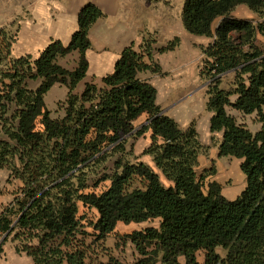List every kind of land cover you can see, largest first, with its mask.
Listing matches in <instances>:
<instances>
[{
  "label": "trees",
  "instance_id": "trees-1",
  "mask_svg": "<svg viewBox=\"0 0 264 264\" xmlns=\"http://www.w3.org/2000/svg\"><path fill=\"white\" fill-rule=\"evenodd\" d=\"M240 6L256 18L233 17ZM105 17L87 3L70 43L55 40L37 58L14 57L18 34L0 30V172L8 170L22 184L20 195L0 212L1 246L13 237L17 253L33 264H126L112 256L94 259L95 244L114 235L119 224L159 220V228L123 238L139 255L135 264H264V0H186L182 15L188 33L212 39L203 49L201 77L209 83L210 132L222 135L219 157L242 161L246 187L234 200L219 183L206 184L215 171L199 175L203 145L196 124L184 130L162 114L158 90L141 77L163 75L155 56L175 51L180 38L163 47L147 37L133 42L101 85L86 83L77 93L90 71V31ZM74 53V70L60 64ZM232 75V88L222 89ZM30 82L39 84L31 89ZM57 85L68 96L63 115L55 118L47 96ZM228 109L256 115L260 131L238 124ZM148 132L151 145L144 154L156 170L126 158L133 152L129 140ZM97 177L96 186H110L90 192ZM81 205L98 214L91 243Z\"/></svg>",
  "mask_w": 264,
  "mask_h": 264
},
{
  "label": "rangeland",
  "instance_id": "rangeland-1",
  "mask_svg": "<svg viewBox=\"0 0 264 264\" xmlns=\"http://www.w3.org/2000/svg\"><path fill=\"white\" fill-rule=\"evenodd\" d=\"M81 0H0V30H7L12 34H18L16 44L13 48V55L17 57L16 52L20 48V36H23L25 45L21 46L24 52H34L36 48L30 45L32 42L27 41L28 36H31L32 32L36 27L42 29V26L38 22L42 23V16H37L38 9L45 10V6L48 10L54 13H58L59 9L65 11H72L71 6ZM123 3H130L132 10L128 11L132 17H147L146 29H150L153 20L156 27L162 28L166 20H172L173 26L175 22L181 23L183 7L186 0H121ZM46 20L51 21L50 16L44 17ZM55 18V17H53ZM71 17L67 19L68 24L71 21ZM142 21V20H141ZM178 25V24H177ZM180 25V24H179ZM28 26L31 29L29 32ZM47 26V23L43 25V28ZM181 28V26H179ZM73 36V35H72ZM156 39L155 36L148 37ZM55 41V40H54ZM264 42V39L262 40ZM19 42V43H18ZM29 42V43H28ZM53 42V41H52ZM196 41L192 40L190 48H197ZM262 43V42H261ZM193 48V49H194ZM196 52L190 53V80L192 73H194L195 80L191 81L190 84V125L196 124L197 130L200 127V140L203 145L202 154L199 158V175L205 174L207 171H215L210 176L206 184L210 182H217L223 188V194L229 199L238 198L246 187V177L241 170L242 161L235 158H220L219 147L222 141V135H212L207 121L209 112L207 110V103L209 100L208 96V85L209 83L205 80L200 81L197 75L200 73L201 68L204 65V56L201 49H194ZM201 50V51H200ZM41 54V53H40ZM31 55V54H30ZM37 58L39 56L32 55ZM22 57V56H21ZM79 58V57H78ZM77 63L76 56H70L67 59L61 60V64L67 69H74ZM168 77V76H166ZM166 77H164L165 84ZM102 78L89 73L87 79L79 86L77 93H81L86 83H96L101 85ZM234 81V75L223 80L221 88L224 90H230L232 88V82ZM39 83L30 82V88L35 89ZM68 89L64 86L57 85L47 96V104L53 116L58 118L63 115L61 105L67 100ZM163 107L166 109L171 106L170 99L167 100L165 96H161ZM174 102V101H173ZM228 112L236 118L238 124L245 126L248 130L253 133H257L261 129V124L258 122L257 116H243L238 112L228 109ZM145 122V119L136 123V127L139 128ZM151 145V135L148 132L143 137L136 140L130 139L127 146L128 151H133L131 155L126 158L131 163H146L152 166L155 170L156 167L152 161V158L145 155L144 152ZM113 162L108 165L106 173L110 174ZM101 177V176H100ZM100 177L92 179L90 185V192L101 193L110 183L105 182L100 186H96L97 181ZM164 182L167 183L164 179ZM22 184L10 177L8 170H2L0 172V212L14 202L15 198L20 195V189ZM80 218L84 230L88 233V242L95 241V231L92 224L97 221L98 214L95 210H91L88 207L81 205ZM160 221L153 220L142 224H131L124 225L119 224L117 231L114 235H111L105 241L95 244L94 253L92 256L98 261L106 262L109 256L118 258L126 264H135L138 260L139 255L135 250V247L123 240L127 235H130L136 231H142L150 227L159 228ZM17 243L13 241L11 237L4 245L0 244V264H33L32 259L27 257L25 254H18L16 251ZM224 255V253H222ZM199 260L203 262L204 256L201 253Z\"/></svg>",
  "mask_w": 264,
  "mask_h": 264
},
{
  "label": "crops",
  "instance_id": "crops-1",
  "mask_svg": "<svg viewBox=\"0 0 264 264\" xmlns=\"http://www.w3.org/2000/svg\"><path fill=\"white\" fill-rule=\"evenodd\" d=\"M90 2L100 7L106 16L99 20L90 31L92 49L87 53L90 62L89 73L96 76L103 78L113 73L115 64L120 59L123 51L133 42L139 45L143 42L145 37L155 36L158 42L157 47H163L175 38L181 39V44L175 51L155 56V61L161 66L163 75L147 72L142 74L141 77L149 81L158 90L157 103L161 107L162 112H165L166 116L174 119L182 129H188L190 127V84L191 81L193 82V80H195L194 73H192V79L190 80V53L196 52L194 49H201L203 53V49L207 48L212 43V39L197 37L188 33L184 28L183 18L181 23L175 22V26L172 25V20H166L162 23V28L156 27L153 23L154 21L151 20L152 24L150 29H146L147 17L145 15L142 19L140 17H132L128 12L132 10V5L130 3H123L121 0H81L78 1L76 5L71 6L72 11L68 12L59 9L58 13L51 12L45 6V10L42 9V11H40L38 9V14H36V17L42 16V23L38 22V24L42 26V29L36 27L31 36H28V38H30L27 39V41L31 40L32 43L30 45L34 46L36 51L24 52L23 50L28 49H21V46H24L25 42L23 41L24 39L21 38L23 36H20L21 42L19 44L20 48L18 49V53L16 52L17 57L30 54L40 56V53H42L54 40H59L64 45H68L72 39V35L78 30V14L81 8ZM48 16H50L51 21L44 18ZM232 16L246 20H253L256 18L245 6L238 7ZM69 17L72 19L68 24L67 19ZM46 23L47 26L43 28V25ZM179 26H181V28ZM27 30L31 32L29 26ZM192 40L196 41L195 44L197 48H190ZM70 56H76L78 61L79 55L77 53ZM76 67L77 63L75 68ZM164 77H166V81L165 84H162V82H164ZM197 77L198 80L203 81L201 70ZM162 95L165 96L167 100L170 99L171 106H169L168 109L163 107V103L160 99ZM212 116V113L209 112L207 121L209 130ZM198 132L200 133L199 126ZM10 261L11 259L8 264H10Z\"/></svg>",
  "mask_w": 264,
  "mask_h": 264
},
{
  "label": "water",
  "instance_id": "water-1",
  "mask_svg": "<svg viewBox=\"0 0 264 264\" xmlns=\"http://www.w3.org/2000/svg\"><path fill=\"white\" fill-rule=\"evenodd\" d=\"M162 114H165V112H163Z\"/></svg>",
  "mask_w": 264,
  "mask_h": 264
}]
</instances>
